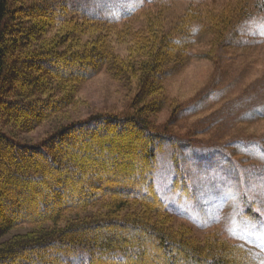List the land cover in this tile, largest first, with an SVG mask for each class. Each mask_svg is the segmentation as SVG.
Listing matches in <instances>:
<instances>
[{"label": "trees", "instance_id": "obj_1", "mask_svg": "<svg viewBox=\"0 0 264 264\" xmlns=\"http://www.w3.org/2000/svg\"><path fill=\"white\" fill-rule=\"evenodd\" d=\"M101 2L0 0V264H132L148 252L151 264H264L217 222L197 223L202 194L220 192H242L236 215L259 221L264 159L242 151L264 150V138L197 149L178 120L201 97L183 111L166 87L199 32L216 48L245 37L251 0H233L237 14L209 22L213 8L191 5L172 20L151 9L168 1L119 16ZM127 42L122 55L115 43ZM100 73L128 91L127 111H78L84 84ZM238 98L251 119L264 115V85Z\"/></svg>", "mask_w": 264, "mask_h": 264}, {"label": "rangeland", "instance_id": "obj_2", "mask_svg": "<svg viewBox=\"0 0 264 264\" xmlns=\"http://www.w3.org/2000/svg\"><path fill=\"white\" fill-rule=\"evenodd\" d=\"M165 1H168V8L162 7L158 10L153 6L151 9L162 12L164 18L166 16L172 20H176L186 10L185 8L191 5L198 6L204 12L213 8L206 17L213 16L216 17V20L218 12L221 15L225 14L224 18H221L224 20L227 16H233V12L237 11L234 10L233 0ZM150 2L151 0H102L101 5L110 11L114 10L119 16L124 10L134 7L149 8ZM250 8L256 15L250 22L246 33L242 35L245 37L239 35L238 38L231 40L230 45L216 48L212 44L213 35L211 33L199 32L191 48L190 56L184 60V67L178 74L167 80L166 87L171 95L172 106L180 104L184 111L185 107H189L195 99L201 97L197 106L186 108L178 120L182 124V131L179 133L192 136L197 149L226 143L227 140L234 138L237 140L264 138V115L260 114L256 119H251L248 117V111L245 114V107H242L241 100L238 98L244 91L252 93L264 85V0H251ZM143 19L133 21V28L142 26ZM207 21L209 22V18ZM128 44V42L125 44L115 43L116 50L122 55H126ZM249 86L252 88L248 89ZM127 94L128 91L114 82L109 75L100 73L84 84L80 96L86 100V104L78 111L82 115L98 109L125 112L128 110L130 101ZM208 106L212 107L207 109ZM170 111L171 108H168L162 112V115L159 116L160 120L165 116H171ZM208 124L210 126H206ZM199 126H205V129H200ZM33 133L25 134L22 137L35 139L37 133L34 134L35 136ZM248 149L252 154L257 155L258 160L264 159V150L258 144L246 145L245 148L243 147L242 153L246 155ZM163 179L160 178L161 184ZM216 192L218 191L216 190ZM228 193L232 195V192ZM214 195L212 197L211 194L207 196L202 194L199 212L203 211L206 216L197 219V223L202 226H210L214 224L213 222H217L222 233L224 232L232 239L264 253V239L261 238V232H264V210H262L264 199L255 194L254 199L258 202L256 209L260 216L258 222H252L239 219L236 215L238 210L233 209L234 203L241 198L242 192L236 194L238 200L236 198L225 200L226 194L223 195L222 192ZM178 209L183 212L184 208L179 206ZM150 246L147 244V247ZM131 256L132 264H151L150 260H155L151 252L142 257L139 254Z\"/></svg>", "mask_w": 264, "mask_h": 264}, {"label": "snow or ice", "instance_id": "obj_3", "mask_svg": "<svg viewBox=\"0 0 264 264\" xmlns=\"http://www.w3.org/2000/svg\"><path fill=\"white\" fill-rule=\"evenodd\" d=\"M261 238L264 239V232H261Z\"/></svg>", "mask_w": 264, "mask_h": 264}, {"label": "bare ground", "instance_id": "obj_4", "mask_svg": "<svg viewBox=\"0 0 264 264\" xmlns=\"http://www.w3.org/2000/svg\"><path fill=\"white\" fill-rule=\"evenodd\" d=\"M78 191V190H77ZM75 194V193H74ZM82 194V193H81Z\"/></svg>", "mask_w": 264, "mask_h": 264}]
</instances>
